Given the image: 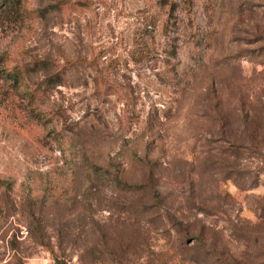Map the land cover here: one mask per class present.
Segmentation results:
<instances>
[{
  "label": "rangeland",
  "instance_id": "rangeland-1",
  "mask_svg": "<svg viewBox=\"0 0 264 264\" xmlns=\"http://www.w3.org/2000/svg\"><path fill=\"white\" fill-rule=\"evenodd\" d=\"M0 264H264V0H0Z\"/></svg>",
  "mask_w": 264,
  "mask_h": 264
},
{
  "label": "trees",
  "instance_id": "trees-1",
  "mask_svg": "<svg viewBox=\"0 0 264 264\" xmlns=\"http://www.w3.org/2000/svg\"><path fill=\"white\" fill-rule=\"evenodd\" d=\"M16 80L18 79V77H17V74H14V76H13ZM117 180H119V181H121V179L120 178H116Z\"/></svg>",
  "mask_w": 264,
  "mask_h": 264
}]
</instances>
